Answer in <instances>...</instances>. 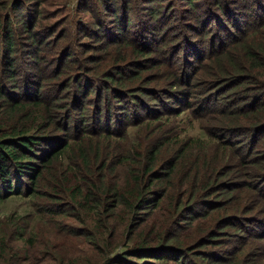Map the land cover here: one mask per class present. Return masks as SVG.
<instances>
[{
    "label": "trees",
    "instance_id": "trees-1",
    "mask_svg": "<svg viewBox=\"0 0 264 264\" xmlns=\"http://www.w3.org/2000/svg\"><path fill=\"white\" fill-rule=\"evenodd\" d=\"M118 3L106 5L117 12ZM43 4L0 0V203L22 196L51 204L61 194L52 189L59 178L54 174L49 178L54 179L51 186H46L43 176L52 167L62 175V201L54 207L62 209L54 212L62 214L56 231L62 234V248L43 252L38 247L44 264H240L233 259L238 249L218 250L198 259L179 243L178 235L218 210L216 218L203 223V227L209 224L206 243L222 233L236 243L245 237V244L264 240V218L252 212L261 205L264 214V4L248 0L237 14L243 13L241 22L253 19L252 23L233 37L227 33V41L216 52L206 53L209 67L203 68L202 86L207 82L213 91L222 88L215 100L220 103L217 115L207 119L214 124L205 130L206 142L175 141L171 130H162L165 137L160 138L149 130L147 118L137 115L133 102L124 100L142 103L143 97L160 103L155 96L158 90L147 88L144 80H136L140 85L135 87L125 81L145 72L144 57L151 53H157L156 66L173 69L169 88L180 89L182 74V79L173 77L180 74L177 60L169 63L168 53L161 51L170 42L167 29L174 27L169 25L172 17L157 19L147 45L139 30L129 27L127 15L105 21L102 13L93 24L80 27L78 33L98 42L97 51L115 46L120 54L117 62L106 66L104 73L109 75L101 76L100 87L95 88L94 76L76 69L72 46L54 52L49 28L43 25L45 16L37 11ZM101 5L104 8L105 3ZM192 8V20L200 22L199 5ZM247 30L251 32L245 35ZM100 59L95 57V64ZM61 75L65 79L59 80ZM174 105L171 102L152 120L164 114H169L166 119L176 117L186 110L192 119L200 117L199 109L190 108L187 101L177 104V109H172ZM109 107L116 109L112 117ZM130 124L144 131L138 143L124 137ZM114 137L120 145L111 140ZM234 194H244L240 201L245 203L230 214L226 200ZM158 216L163 221L160 226L155 224ZM6 221L15 224L11 218ZM1 223L5 227L0 233L2 255L13 254L11 249L3 252L13 237L24 244L22 255H28L25 248L34 244L31 233L24 239V226L14 225L10 231ZM68 237L78 242L76 254L63 244Z\"/></svg>",
    "mask_w": 264,
    "mask_h": 264
},
{
    "label": "rangeland",
    "instance_id": "rangeland-1",
    "mask_svg": "<svg viewBox=\"0 0 264 264\" xmlns=\"http://www.w3.org/2000/svg\"><path fill=\"white\" fill-rule=\"evenodd\" d=\"M43 5H40L37 9L38 13L44 14L45 20L43 25L49 28L48 39L51 45H55L54 52H61L66 49L68 45L73 47L76 52L75 56L78 63L75 64L76 69L79 71H88L94 78H92L95 83V88L100 87L101 76H108L109 73L105 74L108 69L106 66L113 65L114 62L118 61L119 53L116 51L115 46H110L107 50L103 52L97 51L98 42H95L94 38L87 34L78 33L80 27H87V25L93 24L95 19L100 18V15H106L103 19L109 21L108 19H114L116 15L120 17V20L126 17L130 19V28L139 30L141 37L145 39V44L147 45L148 40L151 42V38L154 37V24L157 19L165 17L169 20L171 17L172 21L169 25L174 24L173 28H168L167 32L169 35L170 42L161 48L162 52H167L169 57V63L177 60V66H179L180 74L173 76L174 79H182L183 81L178 85L180 89H170L169 84L172 81L170 72L173 70L169 67L167 69L164 65H157L158 57L157 53H151L150 56L144 57L147 61L145 65V72L141 73L136 78H131L125 80L128 86L135 87L140 84L136 80H144L147 82V88L157 89L158 93L155 95L160 103L156 101H148L142 97V103L135 101L134 99L125 98V102H133L132 108L136 110L137 115L146 117L147 122H149V130L158 132L160 138L165 137L162 135V130H171L172 135L176 138H172L175 141H182L185 139H199L206 140L208 134L205 130L209 129L208 125L214 124V121H207L208 118L215 117L217 115L220 103L215 100L218 99L217 93H219L222 88L213 91L211 86H202V82L205 81L204 72L205 66L209 67L208 60L209 53L207 51H217L223 42L227 41L224 37H232L241 33L248 26V23H252L253 19H246L241 22L240 17L243 13L237 14V12H242L244 4L248 0H41ZM108 1L118 2L119 10L113 12L111 5H106ZM191 1V4L188 2ZM258 4H264V0H249ZM223 2V3H222ZM262 2V3H261ZM103 6L101 4H104ZM195 3V4H193ZM96 5V9L94 6ZM196 5L200 7L197 9V14L200 17V22H194L192 20L194 16V11H192V6ZM248 6V4H246ZM93 8L95 9V15ZM116 8V7H115ZM259 11L262 7H256ZM185 12H189L186 14ZM150 17V18H149ZM152 17V20H151ZM154 17V18H153ZM117 25V23H115ZM205 26L207 28H205ZM175 28V31H174ZM236 30V31H235ZM87 32V30H85ZM85 32V33H86ZM144 32V33H143ZM151 32L153 34H151ZM251 30H247L245 35L250 33ZM228 33V34H227ZM172 35V36H171ZM177 49V50H176ZM174 50V51H173ZM107 51V52H106ZM53 52V53H54ZM175 52L177 55L175 56ZM48 54V52H46ZM52 55V54H51ZM50 55V56H51ZM127 56L128 54H124ZM124 56V57H125ZM95 57L103 58L102 60L95 64ZM152 61H149V60ZM76 60V59H75ZM116 65V64H114ZM75 69V70H76ZM72 70H67L70 72ZM66 75H61L59 80L65 79ZM141 78V79H140ZM146 85V84H145ZM191 93V95L189 94ZM92 96V90L90 91L89 97ZM174 96V97H173ZM189 97V98H188ZM227 99V98H226ZM226 99H222L223 102ZM123 99H121L120 104L125 106ZM187 101L190 108L199 109V118L192 119L188 115L187 110L180 112L176 117L166 119L169 114H164L160 120L153 121V117L167 108H170V103L174 102V107L172 109H177V104H184ZM148 103V104H146ZM181 106V105H180ZM101 108L104 110L105 105L102 103ZM131 109V107H130ZM114 108L109 107V115L112 117L115 113ZM120 112V110L118 111ZM155 114V115H154ZM117 117V115H115ZM234 122L243 124L245 121L243 119L235 120ZM134 124H130L126 130L124 137H127L126 141L129 140L131 143H138L141 134L142 127H134ZM116 126V121L114 122ZM113 126V127H114ZM122 129L120 130V132ZM152 138L157 139L154 134ZM117 138H112L111 140L117 144H121ZM214 143V142H213ZM212 142H209V148L212 147ZM220 157V154L218 155ZM224 160L227 158L223 157ZM62 167V164H61ZM63 171L64 168H62ZM61 170V171H62ZM58 175L59 182L58 186L52 187L56 191V195L61 193L59 197H55L51 204L48 201H34L33 199L27 197H15L11 196L5 201L0 203V220L7 224V230L14 231V225L24 226L21 230L24 239L27 238V234L31 233V237L34 239V244L31 247H26L25 251L28 255L25 257L22 255L24 250V244L17 240V237L9 239L7 245L4 246L3 252H7L11 249L13 254L9 256H3L0 250V264H44V256L42 254H37L39 248L45 251H52L53 246L57 248H62V234L56 231L62 225V214H54V212H61L62 209L55 211L54 207L60 205L62 201V175L59 172H54V168H50L43 178L46 181V186H51V182L54 179H49ZM240 190V188H234ZM244 194H235L229 196L226 200L227 203V213H235L240 211L241 205L245 202L240 201V198ZM220 201V199L218 200ZM41 208H47L41 210ZM263 207L260 205L255 208L252 212L255 215L264 218V214L261 211ZM216 213H220L218 210L215 212H208L206 222L204 220L195 221V225L190 229H182L179 231L178 241L179 243H184L186 249L194 251L193 255H197L196 258H200L205 254L210 257L214 252L218 250H239V254L236 258L233 257L235 262H240V264H264V240H258L257 242H252L245 244L246 237L240 242L236 243L233 238L228 234H215L212 238L213 241L206 243L204 237L209 231V224L203 227V223L210 222L212 218H216ZM12 219L15 223L10 225L6 220ZM64 223L65 222L64 220ZM156 226L163 224L161 216L155 218ZM5 231L4 224L0 225V233ZM18 232V231H16ZM20 234V233H18ZM1 235V234H0ZM5 235V234H4ZM64 237V236H63ZM203 244H200V243ZM63 244L68 247L73 254H76L79 245L75 238L68 237L64 238ZM241 244V246H239ZM39 247V248H38ZM49 253V252H48ZM36 254V255H35ZM35 255V256H34ZM229 256H226L225 261L227 262Z\"/></svg>",
    "mask_w": 264,
    "mask_h": 264
}]
</instances>
